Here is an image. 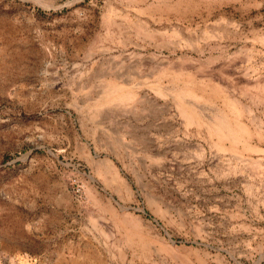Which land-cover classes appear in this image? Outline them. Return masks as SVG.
<instances>
[{"label":"rangeland","instance_id":"1","mask_svg":"<svg viewBox=\"0 0 264 264\" xmlns=\"http://www.w3.org/2000/svg\"><path fill=\"white\" fill-rule=\"evenodd\" d=\"M0 264H264V0H0Z\"/></svg>","mask_w":264,"mask_h":264},{"label":"built area","instance_id":"2","mask_svg":"<svg viewBox=\"0 0 264 264\" xmlns=\"http://www.w3.org/2000/svg\"><path fill=\"white\" fill-rule=\"evenodd\" d=\"M68 182L71 186L72 192L76 197H81L82 185L75 176L68 177Z\"/></svg>","mask_w":264,"mask_h":264}]
</instances>
